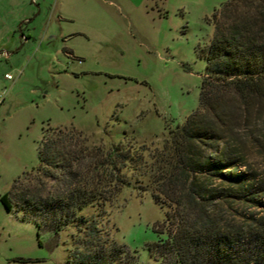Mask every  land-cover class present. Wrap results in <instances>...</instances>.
I'll list each match as a JSON object with an SVG mask.
<instances>
[{
  "label": "rangeland",
  "instance_id": "1",
  "mask_svg": "<svg viewBox=\"0 0 264 264\" xmlns=\"http://www.w3.org/2000/svg\"><path fill=\"white\" fill-rule=\"evenodd\" d=\"M51 1L37 12L29 0L35 12L9 33L8 1L0 0V195L12 204L0 201V264H177L163 252L167 207L155 201L143 165L123 167L129 182L105 202L52 212L45 200L65 202L67 180L36 172L38 143L45 128H62L78 131L82 147L119 144L148 160L198 106L213 15L225 0H57L55 14ZM258 120L261 149L250 127L239 133L250 163L264 169V114ZM21 193L44 204L18 206Z\"/></svg>",
  "mask_w": 264,
  "mask_h": 264
},
{
  "label": "trees",
  "instance_id": "2",
  "mask_svg": "<svg viewBox=\"0 0 264 264\" xmlns=\"http://www.w3.org/2000/svg\"><path fill=\"white\" fill-rule=\"evenodd\" d=\"M213 19L198 106L148 160L119 144L106 152L82 147L78 131L66 136L62 128L44 129L36 172L55 178L57 170L68 186L65 202L58 194L46 198L52 212L67 204L105 202L129 182L123 167L143 165L155 201L167 207L163 252L177 264H264V169L250 163L239 133L250 127L261 149L254 129L264 114V0H225ZM17 198L18 206L32 210L44 204L28 193ZM0 201L12 209L9 193Z\"/></svg>",
  "mask_w": 264,
  "mask_h": 264
},
{
  "label": "crops",
  "instance_id": "3",
  "mask_svg": "<svg viewBox=\"0 0 264 264\" xmlns=\"http://www.w3.org/2000/svg\"><path fill=\"white\" fill-rule=\"evenodd\" d=\"M7 1L8 2H6V7H7L6 13L10 14L11 19L8 22H3V26H5L6 24V28L8 27L9 33L10 32L15 33L16 31L15 26H17V22H19L18 24H20L22 20H26L30 18V16L35 12V8L30 4L29 0H7ZM42 2H47V0H37L36 2L38 5L37 12L41 11L40 4ZM56 12L57 13L59 12V9H57V0H52L51 13L55 14ZM18 28L20 29V33L23 34L22 25H18ZM8 42L9 44H11V38H8Z\"/></svg>",
  "mask_w": 264,
  "mask_h": 264
},
{
  "label": "built area",
  "instance_id": "4",
  "mask_svg": "<svg viewBox=\"0 0 264 264\" xmlns=\"http://www.w3.org/2000/svg\"><path fill=\"white\" fill-rule=\"evenodd\" d=\"M31 2L35 3L37 2V0H31ZM5 54H8L9 52L8 51H4ZM4 76L7 78V79H12L13 78V75L12 73L10 72H5L4 73ZM5 89L1 90L0 91V104L3 102L4 98H5Z\"/></svg>",
  "mask_w": 264,
  "mask_h": 264
}]
</instances>
